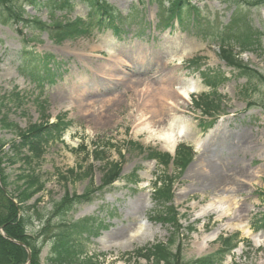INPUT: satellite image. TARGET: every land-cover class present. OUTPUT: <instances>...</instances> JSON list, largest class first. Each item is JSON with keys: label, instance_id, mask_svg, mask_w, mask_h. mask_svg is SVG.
Masks as SVG:
<instances>
[{"label": "rangeland", "instance_id": "rangeland-1", "mask_svg": "<svg viewBox=\"0 0 264 264\" xmlns=\"http://www.w3.org/2000/svg\"><path fill=\"white\" fill-rule=\"evenodd\" d=\"M106 1L124 15L131 14V20L145 16L146 24L151 25V28L144 26L142 39L138 37L142 32L141 25L130 30L126 38L136 43L128 51L131 59L128 65L120 66L106 59L108 46L128 47L116 40L110 30L94 28L87 36L60 45L53 43L45 33L39 35L21 25L0 23V120L6 116L21 132H27L35 124L58 120L72 122L62 141L50 145L36 168L47 182L45 191L36 197L41 198L37 209L45 216L66 191L83 194L101 187L106 165L118 162L122 178L96 193L90 203L76 206L67 217L72 220L95 217L106 226L92 238L90 253H107L110 262L124 264L121 253L167 242L172 229L150 221L149 216L156 206L152 197L154 182L171 176L174 179L173 204L183 216L181 234L189 237L184 239L186 258L208 255L218 249L216 240L220 236L239 233V245L225 264H264L263 224H252L254 218L260 219L264 214V80L249 78L227 66L219 57L218 46L205 42V36L200 34L203 38L199 37L195 30L186 31L178 22L171 29L158 30L157 3L151 0ZM75 2L70 13L58 12L55 20L63 23L78 18L86 20L87 6L79 0ZM190 2L200 9L204 18L221 25L228 24L234 10L233 6L220 0ZM26 12L51 22L45 10L27 8ZM250 14L253 25L262 29L264 8H255ZM24 49L34 55H51L62 65L55 69L54 82L38 85L22 76ZM235 53L239 60L264 78L262 59L249 52L239 53L238 49ZM196 59H201L197 66L191 63ZM202 74H209L213 81L224 80L216 89L220 109L214 118L194 104L215 92L205 84ZM171 86L176 95L191 86L199 89L191 93L188 104L174 108L171 113L183 130L176 147L186 144L195 153L192 164L183 174L173 165L166 170L149 158L150 149L168 152L155 138L165 132V123L151 130L139 125L155 116L152 106H143L139 102L140 91L156 94L161 93V88L169 90ZM176 99L181 101L179 97ZM249 102L255 106L249 108ZM87 108L91 111L85 113ZM213 119L216 121L211 124ZM18 130L0 129V138L17 140ZM141 130L144 132L140 133ZM103 147L107 148L106 153L103 160H98L94 151ZM111 147L122 149L123 154L119 155ZM21 168L19 164L12 165L7 171L15 178ZM136 170L140 184L133 186L126 178ZM216 171L225 180L229 179L233 194L241 199V208L250 209L244 223L251 234L233 228L238 222L236 219L218 220L221 213L208 210L222 194L220 182L217 185L208 181L209 175H216ZM34 220L35 228L29 232L36 235L40 223L36 217ZM191 226L194 232L188 231ZM214 233H218L217 238L206 242ZM256 241L261 243L256 244ZM49 249V246L43 248V264Z\"/></svg>", "mask_w": 264, "mask_h": 264}, {"label": "trees", "instance_id": "trees-1", "mask_svg": "<svg viewBox=\"0 0 264 264\" xmlns=\"http://www.w3.org/2000/svg\"><path fill=\"white\" fill-rule=\"evenodd\" d=\"M76 0H0V23L3 25L15 24L23 28L36 31L41 35L47 33L50 40L56 44H62L67 40L74 41L87 36L92 29H106L118 39L127 35L132 27L141 25L144 34L146 24L145 16H136L131 20V14L124 15L116 7L106 0H79L88 8L86 20L82 18L73 21L60 22L55 20L58 12L70 13L76 4ZM158 4L159 30L174 27L178 22L186 31L195 30L199 37L203 34L204 41L217 44L220 48V57L229 67L238 70L247 77L263 76L250 69L242 61L237 60L233 49L237 47L241 52H250L264 60V25L262 29L256 28L251 20V11L258 7L264 8V0H220L222 3L234 6L231 19L227 25L210 21L201 17L200 9L190 0H151ZM27 8L37 11H46L51 23H47L39 17H32L26 12ZM146 27V26H145ZM150 27V24L149 26ZM197 33V34H198ZM24 62L21 66L22 76L30 78L39 85L45 82H54L55 69L61 68L51 55H34L23 51ZM199 61V60H198ZM193 62L194 65H198ZM204 75L205 83L215 91L224 80H212L208 74ZM214 96L217 93L214 92ZM206 95L201 103L196 102L198 108H203L207 114L213 115L220 108L214 99ZM249 107L253 104L249 103ZM264 110V108H263ZM1 130L13 131L19 128L9 122L6 116L0 120ZM72 125V122L58 121L55 124H35L27 132L19 131L18 140L5 141L0 138V228H3L5 236L0 232V264H26L28 252L10 239L24 243L32 253L30 264H42L41 254L46 245H50V251L46 258L47 264H114L108 259L106 253H90L91 237L103 227L100 220L87 217L80 220L67 218L70 212L83 203L93 201L94 190L87 191L84 195L71 194L68 191L61 201L52 205V210L47 215H42L38 210L40 198L35 203L30 202L41 192L45 191L46 180L39 170H36L43 160L46 150L52 143L61 141L64 133ZM138 147L136 144H131ZM135 145V146H134ZM9 146V149L6 147ZM115 149L122 155V149ZM107 148H96L94 156L103 160ZM139 151H144L141 147ZM149 158L157 160L167 169L172 161L168 153L150 150ZM193 158L192 150L188 147H179L174 165L181 171L185 170ZM21 165L18 176L8 172V167ZM121 165L110 163L105 167L102 178L103 185L99 193L107 187H111L121 179ZM134 172L127 178L128 184L137 186L138 176ZM89 175V174H87ZM14 180V181H13ZM173 178L165 176L154 183L153 201L156 204L149 220L170 227L171 234L167 243L157 242L136 248L133 252L121 253V260L125 264H224L228 255L238 245V234L228 237H220L217 241L219 249L201 258L188 260L184 256L185 246L182 242L179 222V213L172 205ZM34 217L40 221V230L36 235L29 231L34 227ZM57 220V221H55ZM264 224V216L261 218ZM98 225V226H97Z\"/></svg>", "mask_w": 264, "mask_h": 264}, {"label": "bare ground", "instance_id": "bare-ground-1", "mask_svg": "<svg viewBox=\"0 0 264 264\" xmlns=\"http://www.w3.org/2000/svg\"><path fill=\"white\" fill-rule=\"evenodd\" d=\"M129 46L124 49H116V48H111L108 46L109 56L106 59L120 66L128 65L129 63L128 51L133 45H129ZM169 84L172 85V83H169ZM198 90L199 89L196 88L195 86L194 87L191 86L185 91L179 92V95L172 93L173 92L172 86L169 87V90L165 88H161V93L156 92V94L150 93L149 90L140 91L139 102L143 106H147V105L152 106L154 108L155 116L151 118L150 120H145L143 122H140L139 125L143 124L145 125L146 130H151V128L157 127V125L165 123V126H164L165 132H162L160 133L158 137H155L157 138L158 141L161 142L162 149L170 153H174L178 139L180 136H182L183 130L181 129L182 127L177 126L178 119H176L175 117H172L171 113L173 112V110H175L174 108L180 107L182 105L185 106L186 104H188L190 101L191 93L198 92ZM177 97L181 98V101L177 100L176 99ZM168 100H171L170 103ZM90 111H91V108H87L85 113H88ZM166 118H168V120H166ZM142 132L144 131L141 130L140 133ZM135 172L138 173V170H136ZM198 176H199V179H203V176L201 175H198ZM209 176H210V179L208 181L212 180V182L214 181L213 183H217V185H219V182H220L223 188L221 190L222 194H219L216 197L217 202L216 200L213 201L215 205L212 204L208 210H213V212L216 211L217 213L218 212L221 213L218 220L222 218H228V217H232L233 219H236L238 222L234 223L233 228L240 230L243 234H246V235L251 234V231L247 228V226L244 223L245 215L250 209L249 208L247 209L246 207L244 209L241 208V199L238 198V196H236L235 194H233L232 187L229 186V182H230L229 179L225 180L224 177L217 174V171H216V175L211 173ZM205 180H207V178ZM241 183L244 184L243 181H241ZM85 193L78 194V195H84ZM87 203H90V202H87ZM252 222H255L252 224L258 225V226H260L259 224H263L262 223L263 221L257 218H254ZM262 228H264V224L262 225ZM217 235L218 233L212 234V236L206 239V242L214 241L217 238ZM259 242L260 241H256V244H258ZM201 250H203V248Z\"/></svg>", "mask_w": 264, "mask_h": 264}, {"label": "water", "instance_id": "water-1", "mask_svg": "<svg viewBox=\"0 0 264 264\" xmlns=\"http://www.w3.org/2000/svg\"><path fill=\"white\" fill-rule=\"evenodd\" d=\"M13 242H15L14 240H12ZM17 244H19V245H21V246H23V244L22 243H17ZM30 260H31V257H30V255H29V258H28V262H27V264H29L30 263Z\"/></svg>", "mask_w": 264, "mask_h": 264}]
</instances>
